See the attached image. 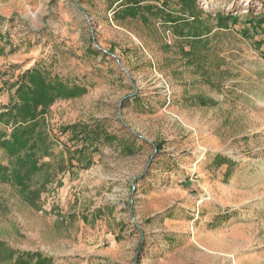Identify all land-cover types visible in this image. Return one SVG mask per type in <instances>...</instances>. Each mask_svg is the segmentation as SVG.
Wrapping results in <instances>:
<instances>
[{
  "label": "rangeland",
  "instance_id": "1",
  "mask_svg": "<svg viewBox=\"0 0 264 264\" xmlns=\"http://www.w3.org/2000/svg\"><path fill=\"white\" fill-rule=\"evenodd\" d=\"M183 1L0 0V113L37 65L88 87L50 108L28 190L0 183V240L54 264H264V0H196L205 44L155 16Z\"/></svg>",
  "mask_w": 264,
  "mask_h": 264
},
{
  "label": "trees",
  "instance_id": "2",
  "mask_svg": "<svg viewBox=\"0 0 264 264\" xmlns=\"http://www.w3.org/2000/svg\"><path fill=\"white\" fill-rule=\"evenodd\" d=\"M145 1L136 0L131 8H126L123 11L134 18L139 17L142 10L153 9L149 5L141 6V3ZM183 2V13L186 14L187 20L182 21L171 15L166 16L160 13L155 14V16H163L164 22L173 26L181 38H191L193 44H205L203 37L207 36L210 31H207L206 34L203 33L204 30L208 29L201 25L196 0H184ZM157 11L160 10L157 9ZM190 19H192L191 22ZM233 21L237 22L236 19ZM263 22L258 21L255 27L253 22L248 24L254 30L259 31ZM2 77L0 75V81ZM6 84L8 86V83L4 85ZM11 89H15V96L0 113V152L9 156L13 168L9 169L7 165L0 163V183L13 182L22 191H27L30 183H32V177L44 168L38 165L36 150L47 153V149L52 146L51 142L46 145L43 144L41 139L42 127L45 125L50 108L59 100L74 99L87 94L88 87L70 85L58 76H53L47 69L37 65L20 75L17 81L11 85ZM0 90L2 91V88ZM199 100L202 102L201 98ZM86 134V132H81L80 136L84 135V141L90 147L95 146L93 142H90L93 133L91 132V135L87 136ZM111 140L114 144L115 139L112 138ZM121 142L123 151L129 156H133L137 152V145L129 144L127 140ZM40 144L44 147H40ZM40 195V192H29L27 198H34L35 196L34 200L36 201ZM0 264H54V261L39 252H19L0 240Z\"/></svg>",
  "mask_w": 264,
  "mask_h": 264
}]
</instances>
